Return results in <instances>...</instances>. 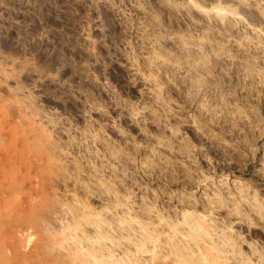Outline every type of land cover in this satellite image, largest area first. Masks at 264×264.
Instances as JSON below:
<instances>
[{"label": "rangeland", "instance_id": "rangeland-1", "mask_svg": "<svg viewBox=\"0 0 264 264\" xmlns=\"http://www.w3.org/2000/svg\"><path fill=\"white\" fill-rule=\"evenodd\" d=\"M172 1L0 0V264H264V0Z\"/></svg>", "mask_w": 264, "mask_h": 264}, {"label": "bare ground", "instance_id": "bare-ground-1", "mask_svg": "<svg viewBox=\"0 0 264 264\" xmlns=\"http://www.w3.org/2000/svg\"><path fill=\"white\" fill-rule=\"evenodd\" d=\"M169 1V0H168ZM170 1H172V0H170ZM199 0H186V2H183V4L182 5H184L185 6V4L186 5H188V6H190L191 8L193 7V8H196L198 11H200V12H202V13H204L205 15H207V16H209V17H211L212 19H214V17H215V19L216 20H220L221 22H223V23H227V21L229 22L230 20H228L227 19V16H233V15H237V13L235 12V9H232L231 7H227V6H224L222 3H221V1L220 0H216L217 1V3H215V4H210V8H206V7H204V6H202L199 2H198ZM215 1V0H214ZM175 2V1H174ZM223 2V1H222ZM172 3H173V1H172ZM185 3V4H184ZM181 4V3H180ZM204 4V3H203ZM177 6V5H176ZM181 6V5H180ZM187 7V6H186ZM179 8V7H178ZM187 10H189V8L187 9ZM261 12H262V14L264 15V10L262 11L261 10ZM218 22V21H217ZM176 62V61H175ZM177 63V62H176ZM197 70V69H196ZM198 70H200L199 68H198ZM199 72V71H198ZM194 77V76H193ZM193 77H190V79L192 78V80H194V78ZM194 216V215H193ZM196 217V219H198V218H201V217H197V216H195ZM185 218V217H184ZM189 218V217H188ZM191 219H193V218H191ZM185 220H186V222H183L184 224H188V225H191V227H190V229H189V231H191V235L193 236L194 234L193 233H195V237H193V239L195 238L196 240H198V241H202V243H206L205 245H208V247H203V246H201L202 244H201V242H200V245H198V244H196L197 245V250H196V252H197V254H194V253H196L195 252V250L194 249H192V247L194 246H192V247H190V251L188 252V253H185L184 252V250H181V247H178V245L177 244H179V243H177L178 242V239L177 240H175L174 242H176L175 243V245H177V246H175V245H171L170 244V246H172V247H170V249H168L167 251H168V254H169V252L170 253H172V254H174V255H176V257H177V260H176V262H179V263H181V264H231V263H229L228 261H229V257L230 256H226V254H228L227 253V251H226V254L225 255H223L225 252V249L224 250H222V249H220L219 247H218V243H215L216 242V240L215 239H213L212 238V236L213 235H211V233L212 232H210L207 228H206V226H204V225H202V224H200V223H198V222H194L193 224H192V222H190V221H188L186 218H185ZM190 220V219H189ZM193 221V220H192ZM199 221H201V220H199ZM202 222H204L203 220H202ZM7 223V222H6ZM183 223H181V224H183ZM170 224V223H169ZM172 224V223H171ZM170 224V225H171ZM178 224V223H177ZM204 224H206V223H204ZM173 225V224H172ZM206 225H208V223L206 224ZM21 227V226H20ZM171 227V226H170ZM178 227V226H177ZM189 227V226H188ZM208 227V226H207ZM175 229V228H174ZM155 231V230H154ZM176 231V230H175ZM18 232V231H17ZM22 232V231H21ZM27 232H28V230H27ZM156 232H158V231H156ZM193 232V233H192ZM25 233H26V231H25ZM187 233V232H186ZM17 234V233H16ZM148 234V233H147ZM161 234V233H160ZM159 234V235H160ZM24 235H26L27 236V234H24ZM191 235H189L188 234V236H191ZM16 236V235H15ZM21 236V235H20ZM158 236V235H157ZM187 236V235H186ZM147 238V237H146ZM150 238V236L148 237V239ZM156 238V237H155ZM157 238H160V237H157ZM179 238V237H178ZM191 238V237H190ZM223 238V237H222ZM221 238V242H223L222 240L224 239H222ZM228 238V237H227ZM180 239V238H179ZM157 240V239H156ZM196 240H194L195 241V243H196ZM227 241V240H226ZM23 242V241H22ZM174 242H172V243H174ZM189 242H191V241H189ZM228 242V241H227ZM226 242V245H231V244H228ZM230 242H232V241H230ZM192 244H194V243H192ZM195 245V246H196ZM234 245V244H233ZM6 246V245H5ZM183 246H186V245H183ZM194 246V247H195ZM187 248L189 247V246H186ZM98 247H96V249L95 248H93V249H95V250H97V252H98V249H97ZM100 248V247H99ZM185 248V247H184ZM182 249H183V247H182ZM8 250H10V249H8ZM41 250H42V248H41ZM188 250V249H187ZM100 251V250H99ZM2 252V251H1ZM45 252V254H46V251H44ZM101 252V251H100ZM40 253H41V251H40ZM47 253H49V252H47ZM102 253V252H101ZM194 255H193V254ZM234 253H237V252H234ZM43 254V253H42ZM88 254H90V253H88ZM233 254V253H232ZM48 255V254H47ZM99 255V254H98ZM223 255V256H222ZM46 256V255H45ZM49 256V255H48ZM47 256V257H48ZM91 258H93V257H91ZM232 260H233V258H234V260H235V256H233L232 255ZM103 260V259H102ZM240 260V259H239ZM243 260V259H242ZM230 261H231V259H230ZM26 262V261H25ZM105 262H106V260H105ZM95 263V261L93 262V264ZM82 264H83V262H82ZM177 264V263H176ZM233 264V263H232Z\"/></svg>", "mask_w": 264, "mask_h": 264}]
</instances>
